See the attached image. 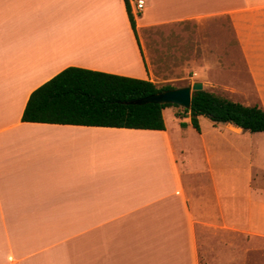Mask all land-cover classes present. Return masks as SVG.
<instances>
[{"label":"crops","instance_id":"obj_1","mask_svg":"<svg viewBox=\"0 0 264 264\" xmlns=\"http://www.w3.org/2000/svg\"><path fill=\"white\" fill-rule=\"evenodd\" d=\"M130 10L136 36L124 0H0V264H264V148L239 127L201 115L196 129L175 105L162 130L21 120L70 66L166 81L145 55L157 28L176 79L264 110V0Z\"/></svg>","mask_w":264,"mask_h":264},{"label":"trees","instance_id":"obj_2","mask_svg":"<svg viewBox=\"0 0 264 264\" xmlns=\"http://www.w3.org/2000/svg\"><path fill=\"white\" fill-rule=\"evenodd\" d=\"M131 28L135 20L128 0H124ZM150 80L110 74L70 66L31 92L21 120L25 122L125 127L162 130V110L176 104H127L126 101L172 89ZM189 112L198 129V116L213 123H231L249 132H264V110L246 106L206 90L191 92ZM184 126V123L181 122Z\"/></svg>","mask_w":264,"mask_h":264},{"label":"rangeland","instance_id":"obj_3","mask_svg":"<svg viewBox=\"0 0 264 264\" xmlns=\"http://www.w3.org/2000/svg\"><path fill=\"white\" fill-rule=\"evenodd\" d=\"M169 32L168 29H161V28H157L155 30H150L147 32L145 40H146V58L149 62V65L151 67V70L153 71V73L155 75H157L159 78L161 76H164L165 79H167L166 81H159L157 82V86H162V85H171L173 87H179V86H183L186 84L191 83L186 82L188 80H178L176 79V77L174 75H176L175 73H173L172 71L174 70L172 67L175 65V60H173L171 58L172 54L170 52V42H169ZM213 93L219 95V96H223V97H228L231 98L232 101L235 102H241L242 98L234 95L233 93H225L222 91H218V90H213ZM179 111L184 114V110L183 108H179ZM239 129V128H238ZM240 132H238L240 135L239 137L241 138L242 142H243V146H246V149H253L254 151H258V153L260 154L262 150V148H264V132H249L247 130H244L242 128L239 129ZM250 157L253 158V153H250ZM259 160H263V164H264V158L258 156ZM244 162V161H243ZM246 164V163H243ZM259 164V163H257ZM245 166V165H244ZM244 167H243V176L240 180V182L242 183L243 186V192L244 194H251V195H256L253 191L252 187H248V182L247 179L245 178L244 175H247L248 172L244 171ZM253 173V175L256 173V170L253 169L250 172V175ZM261 175L259 174V177ZM255 178V180L260 181L261 178ZM255 190V189H254ZM242 191V189H241ZM240 191V192H241Z\"/></svg>","mask_w":264,"mask_h":264},{"label":"water","instance_id":"obj_4","mask_svg":"<svg viewBox=\"0 0 264 264\" xmlns=\"http://www.w3.org/2000/svg\"><path fill=\"white\" fill-rule=\"evenodd\" d=\"M197 90H202V83L199 81L182 87L163 90L139 99L126 101L125 103L136 105H143L146 103L176 104L182 108L188 109L190 107L191 92Z\"/></svg>","mask_w":264,"mask_h":264},{"label":"built area","instance_id":"obj_5","mask_svg":"<svg viewBox=\"0 0 264 264\" xmlns=\"http://www.w3.org/2000/svg\"><path fill=\"white\" fill-rule=\"evenodd\" d=\"M130 5L136 13H139L143 9V0H131Z\"/></svg>","mask_w":264,"mask_h":264},{"label":"bare ground","instance_id":"obj_6","mask_svg":"<svg viewBox=\"0 0 264 264\" xmlns=\"http://www.w3.org/2000/svg\"><path fill=\"white\" fill-rule=\"evenodd\" d=\"M100 28V27H99ZM109 33H111L113 35V37H115L114 35L116 34L115 32V28H111V30L108 31Z\"/></svg>","mask_w":264,"mask_h":264}]
</instances>
